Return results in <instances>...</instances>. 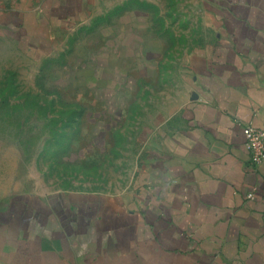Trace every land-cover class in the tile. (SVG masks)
I'll use <instances>...</instances> for the list:
<instances>
[{"label":"rangeland","instance_id":"obj_1","mask_svg":"<svg viewBox=\"0 0 264 264\" xmlns=\"http://www.w3.org/2000/svg\"><path fill=\"white\" fill-rule=\"evenodd\" d=\"M218 2L80 0L32 37L0 30V264H43L37 236L85 200L131 209L146 129L176 106Z\"/></svg>","mask_w":264,"mask_h":264},{"label":"crops","instance_id":"obj_2","mask_svg":"<svg viewBox=\"0 0 264 264\" xmlns=\"http://www.w3.org/2000/svg\"><path fill=\"white\" fill-rule=\"evenodd\" d=\"M74 1L0 0V30L32 37L75 16ZM222 3L176 106L146 129L131 209L69 207L37 236L43 264H264V163L251 164L243 134L264 125V0Z\"/></svg>","mask_w":264,"mask_h":264},{"label":"built area","instance_id":"obj_3","mask_svg":"<svg viewBox=\"0 0 264 264\" xmlns=\"http://www.w3.org/2000/svg\"><path fill=\"white\" fill-rule=\"evenodd\" d=\"M243 134L251 164L257 168L264 163V125L262 127H255L250 124L246 125L243 128ZM246 198L252 200L254 192L247 194Z\"/></svg>","mask_w":264,"mask_h":264}]
</instances>
